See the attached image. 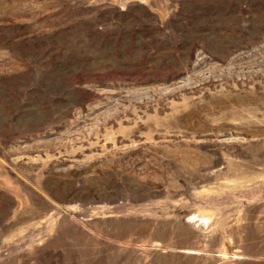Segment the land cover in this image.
<instances>
[{"label":"rangeland","instance_id":"rangeland-1","mask_svg":"<svg viewBox=\"0 0 264 264\" xmlns=\"http://www.w3.org/2000/svg\"><path fill=\"white\" fill-rule=\"evenodd\" d=\"M0 264H264V0H0Z\"/></svg>","mask_w":264,"mask_h":264}]
</instances>
